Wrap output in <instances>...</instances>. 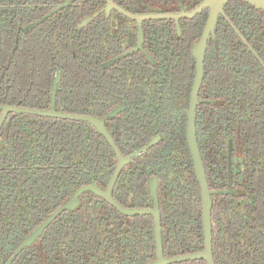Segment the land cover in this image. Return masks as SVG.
<instances>
[{
	"label": "flooded vegetation",
	"instance_id": "1",
	"mask_svg": "<svg viewBox=\"0 0 264 264\" xmlns=\"http://www.w3.org/2000/svg\"><path fill=\"white\" fill-rule=\"evenodd\" d=\"M205 2L0 0V119L9 106L0 125V264H159L155 215L126 214L102 194L120 162L106 134L55 113L102 120L131 156L111 195L130 209L158 204L164 258L205 250L186 132L194 45L211 7L188 14ZM243 6L264 16L247 0L224 3L205 66ZM205 103L203 82L196 129L213 191L214 263L264 264V132L259 145L245 132L239 146L229 138L208 166L210 179Z\"/></svg>",
	"mask_w": 264,
	"mask_h": 264
},
{
	"label": "trees",
	"instance_id": "2",
	"mask_svg": "<svg viewBox=\"0 0 264 264\" xmlns=\"http://www.w3.org/2000/svg\"><path fill=\"white\" fill-rule=\"evenodd\" d=\"M239 8L240 15L228 24L227 36L213 48L216 58L205 66L207 171L211 161L219 163L217 154L229 138H233L234 147L239 146L245 132L259 145L264 132V16L246 6ZM232 26L242 29V39L234 38ZM192 78V73L186 75L188 82ZM211 173L208 171L210 179ZM243 260L244 264L246 258Z\"/></svg>",
	"mask_w": 264,
	"mask_h": 264
},
{
	"label": "water",
	"instance_id": "3",
	"mask_svg": "<svg viewBox=\"0 0 264 264\" xmlns=\"http://www.w3.org/2000/svg\"><path fill=\"white\" fill-rule=\"evenodd\" d=\"M227 1L228 0H206V2L201 7H199L194 12H191L188 14L189 16L195 15L201 9L205 7H211V12L207 20L203 34L201 38L194 45L195 71H194V78H193L192 87L190 91L189 107L187 109L188 119H187V125H186L188 147L193 157L196 173H197L200 185H201L202 196H203V221H204L205 237H206V244H205L204 251L200 253H195L192 255H184V256L175 257V258H169V259L164 258L163 251H162L158 204H156L154 209H130V208L123 207L121 204L115 201L111 195V187L121 167L127 163L128 159L131 156L124 157L122 155V153L118 150V147L115 141L113 140V138L105 130L102 120H99V119H96V118H93L87 115L55 113L56 115L60 117L80 119L84 121H93L98 126V128L101 129L106 134L107 139L110 142L111 146L115 148L119 156L120 162H119L117 171L114 177L112 178L109 188L107 189V191L103 192L102 194L107 198V200L112 205H114L115 207H117L119 210H121L122 212L126 214L135 215V214H142V213H152L155 215V237H156V242H157V255H158L159 264L176 262V261H181L185 259H194V258H205L208 260L209 264H215L213 260L212 243H211V234H212L211 212H212V203H213V200H212L213 191H211L209 188L207 173H206L203 157L201 154V150L199 147V141H198L197 129H196V111H197V105L199 103V91L201 89V86L203 84L204 77H205V61H206V52L208 48L209 39L211 35L214 34L219 13L223 8L224 3H226ZM247 1L255 4L259 8L264 9V0H247ZM161 16H167V15H161ZM2 109H3V114L0 119V125L6 113L9 112V106L2 107ZM153 194L156 195L155 188H153Z\"/></svg>",
	"mask_w": 264,
	"mask_h": 264
}]
</instances>
